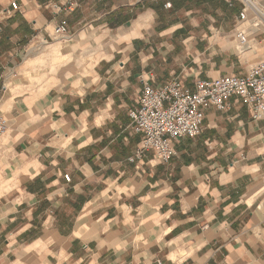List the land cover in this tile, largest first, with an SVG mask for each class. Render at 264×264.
Masks as SVG:
<instances>
[{"label":"crops","instance_id":"obj_1","mask_svg":"<svg viewBox=\"0 0 264 264\" xmlns=\"http://www.w3.org/2000/svg\"><path fill=\"white\" fill-rule=\"evenodd\" d=\"M243 7L0 0V78L21 56L68 59L42 92L0 85V264H264V115L235 95L207 106L167 162L136 155L128 115L144 82L194 91L264 62V13L240 20Z\"/></svg>","mask_w":264,"mask_h":264},{"label":"built area","instance_id":"obj_2","mask_svg":"<svg viewBox=\"0 0 264 264\" xmlns=\"http://www.w3.org/2000/svg\"><path fill=\"white\" fill-rule=\"evenodd\" d=\"M232 7L236 0H225ZM244 7L238 12L240 20H246L247 0H240ZM12 9H17L16 2H11ZM72 5H70L71 7ZM170 6V3L165 5ZM67 29L64 22L53 29L56 37H62ZM239 45L247 43L245 30L236 33ZM238 96L249 107L253 120L264 115V62L253 64L242 75H224L209 81H198L194 91L182 86L179 80L171 79L162 86H152L144 82L138 97V105L129 109L135 132L142 135L136 155L151 149L163 162L174 154L173 142L184 137H195L202 129L204 109L212 106L217 110H227L231 106L229 98ZM7 128L6 119L0 114V135ZM66 181L68 174L63 175Z\"/></svg>","mask_w":264,"mask_h":264},{"label":"rangeland","instance_id":"obj_3","mask_svg":"<svg viewBox=\"0 0 264 264\" xmlns=\"http://www.w3.org/2000/svg\"><path fill=\"white\" fill-rule=\"evenodd\" d=\"M256 3V7L247 8L248 17H253L254 13L261 11L264 13V1L253 0ZM259 21V20H255ZM261 23V21H259ZM29 49L28 51H30ZM32 56H21V60H17L15 67L5 69L0 78V85H5L6 91L11 92L12 96L20 98L26 95L30 91L37 89L42 92L46 89L47 84L45 81L49 80L51 76L56 75L58 77L66 75L68 59H62L61 56H54L48 60L45 59H31ZM29 64V65H27ZM73 70V69H70ZM26 102H29V96L24 97Z\"/></svg>","mask_w":264,"mask_h":264},{"label":"bare ground","instance_id":"obj_4","mask_svg":"<svg viewBox=\"0 0 264 264\" xmlns=\"http://www.w3.org/2000/svg\"><path fill=\"white\" fill-rule=\"evenodd\" d=\"M248 2H249V4L252 5V7L257 8V7H256V3H255L253 0H248Z\"/></svg>","mask_w":264,"mask_h":264}]
</instances>
